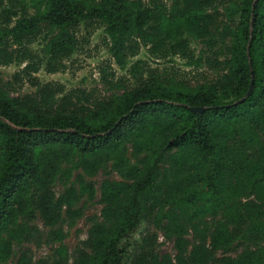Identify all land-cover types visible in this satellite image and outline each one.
I'll return each instance as SVG.
<instances>
[{
    "label": "trees",
    "instance_id": "obj_1",
    "mask_svg": "<svg viewBox=\"0 0 264 264\" xmlns=\"http://www.w3.org/2000/svg\"><path fill=\"white\" fill-rule=\"evenodd\" d=\"M213 6L214 0H0V65L24 63L19 73L35 87L11 95L0 77L2 262L12 243L29 239L24 224L38 215L59 243L55 264H264V0H234L221 30ZM86 21L104 25L121 67L134 39L156 53L191 58L188 37L214 47L220 35L221 59L210 63L216 76L196 85L144 80L134 62V87L82 100L64 94L61 84L40 83L33 74L41 65L62 71ZM43 32L39 58L30 46ZM107 164L119 179L101 182L100 216L68 254L63 226L82 217L74 202L94 199L86 177ZM73 169L79 172L71 180ZM158 231L173 241V258L157 250ZM16 264L30 263L22 256Z\"/></svg>",
    "mask_w": 264,
    "mask_h": 264
},
{
    "label": "rangeland",
    "instance_id": "obj_2",
    "mask_svg": "<svg viewBox=\"0 0 264 264\" xmlns=\"http://www.w3.org/2000/svg\"><path fill=\"white\" fill-rule=\"evenodd\" d=\"M233 1L214 0L213 9H210V11L215 10V25L219 30L224 24H227L224 14L225 8ZM45 35V32H43L30 46L31 51L39 58L42 56ZM217 37L219 38L218 45L214 47L188 37L187 42L191 58L173 54L169 51L156 53L151 51L149 45L144 44L139 39H134L135 45L131 42L126 64L121 67L108 51L104 25L98 21L80 22L76 29L78 41L76 50L64 60L63 70L48 73L44 70V65H41L39 71L34 73L33 76H36L42 84L53 82L63 85L64 94L79 97L81 100L85 96L90 99L108 97L112 93H119L123 89L134 87L137 84V79L132 75L134 62H139L144 80L157 77L162 80H174L182 84L196 85L212 80L216 76V71L211 68L210 63L215 57L221 59L220 35H217ZM134 47L136 52L131 54L130 52ZM200 57L201 59H199ZM24 65V63L16 61L0 65V77L3 81L9 83L8 91L11 95L33 94L35 91V87L30 84L29 79L19 73ZM16 74L19 75L15 76ZM78 172L79 170L73 169L71 180H74ZM86 179L93 183L95 195L92 200L87 199L85 195L80 196L74 202L73 208L80 209L83 213L82 217H78L72 226H63L65 237L61 245L68 250V254L72 252L76 244L86 238L90 225L100 216L102 205L97 200L99 199L101 182L104 179H119V177L112 170L111 165L107 164L104 168L98 170L94 176L86 177ZM61 188L58 185L56 191L60 192ZM206 221L210 223V215L207 216ZM24 226L30 232L29 239L12 243L7 260L5 262L0 260V264H16L22 256L27 257L30 264H55L58 259L56 248L59 243L51 239L49 235L50 228L44 225L42 218L36 215ZM155 233L157 250L160 254H167L173 258L176 253L173 241L166 239L160 231ZM185 237L190 243L193 242V232L191 230L188 231ZM242 248L243 246H240L237 252H240ZM235 254V251H217L216 256H235ZM68 264H71V260L68 261Z\"/></svg>",
    "mask_w": 264,
    "mask_h": 264
},
{
    "label": "water",
    "instance_id": "obj_3",
    "mask_svg": "<svg viewBox=\"0 0 264 264\" xmlns=\"http://www.w3.org/2000/svg\"><path fill=\"white\" fill-rule=\"evenodd\" d=\"M250 93V90H249V92H248V94ZM191 110L193 111V112H197V111H202V109L201 108H198V107H194V108H191Z\"/></svg>",
    "mask_w": 264,
    "mask_h": 264
}]
</instances>
